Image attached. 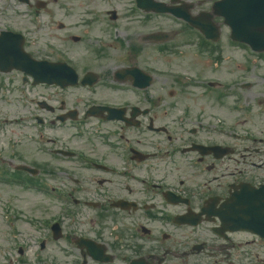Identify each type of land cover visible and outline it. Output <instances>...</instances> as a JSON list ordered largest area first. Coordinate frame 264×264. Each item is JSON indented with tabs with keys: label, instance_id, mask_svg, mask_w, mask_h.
<instances>
[{
	"label": "flooded vegetation",
	"instance_id": "obj_1",
	"mask_svg": "<svg viewBox=\"0 0 264 264\" xmlns=\"http://www.w3.org/2000/svg\"><path fill=\"white\" fill-rule=\"evenodd\" d=\"M216 1L0 0V39L29 56L0 70V175L56 191L29 221L43 257L264 264V238L224 220L228 198L264 185V58L226 41ZM8 227L6 264L27 251Z\"/></svg>",
	"mask_w": 264,
	"mask_h": 264
},
{
	"label": "rangeland",
	"instance_id": "obj_2",
	"mask_svg": "<svg viewBox=\"0 0 264 264\" xmlns=\"http://www.w3.org/2000/svg\"><path fill=\"white\" fill-rule=\"evenodd\" d=\"M16 194H18V191L17 190H12L11 192H9V194L7 195L8 197H10L11 199H10V204H11V206H18V207H20V208H25L26 210H27V214H28V208L29 209H31L30 210V212L31 213H33V214H37V215H39V216H41V213H40V211H42L39 207H38V205H36V200L35 199H33V204L32 205H29V204H27L26 202H24V201H20L19 200V197H18V195H16ZM37 196H39V195H37ZM30 198H26V200H29ZM36 208L38 209V211L36 210ZM33 211V212H32ZM52 212L51 211H49L48 212V214H51ZM28 216H29V214H28ZM25 219L19 224L20 225V228H22L23 230H25L26 229V226H25ZM28 238H31V236H29V235H27V240H28ZM32 258V257H31Z\"/></svg>",
	"mask_w": 264,
	"mask_h": 264
},
{
	"label": "water",
	"instance_id": "obj_3",
	"mask_svg": "<svg viewBox=\"0 0 264 264\" xmlns=\"http://www.w3.org/2000/svg\"><path fill=\"white\" fill-rule=\"evenodd\" d=\"M254 13H255V17H254L255 20L260 21L261 18L264 16V1L256 0V2L254 3ZM262 37H264V35ZM256 43L258 42L256 41Z\"/></svg>",
	"mask_w": 264,
	"mask_h": 264
}]
</instances>
